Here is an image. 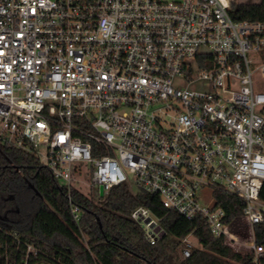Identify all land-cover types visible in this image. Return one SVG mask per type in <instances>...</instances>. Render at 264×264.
Listing matches in <instances>:
<instances>
[{
  "label": "built area",
  "instance_id": "built-area-1",
  "mask_svg": "<svg viewBox=\"0 0 264 264\" xmlns=\"http://www.w3.org/2000/svg\"><path fill=\"white\" fill-rule=\"evenodd\" d=\"M230 5L0 0V142L31 152L67 188L86 176L105 194L131 177L201 220L225 251L246 248L264 264L254 232L264 223V20H235ZM206 189L211 206L200 203ZM215 192L238 198L240 215L229 219ZM130 218L149 244L165 235L145 206ZM24 247L12 257L4 248V264H40Z\"/></svg>",
  "mask_w": 264,
  "mask_h": 264
},
{
  "label": "trees",
  "instance_id": "trees-1",
  "mask_svg": "<svg viewBox=\"0 0 264 264\" xmlns=\"http://www.w3.org/2000/svg\"><path fill=\"white\" fill-rule=\"evenodd\" d=\"M229 13L235 20H264V0L231 2ZM68 195L80 209L78 220L71 215ZM214 195L229 219L240 215L238 198ZM259 197L264 201V182ZM139 205L160 218L165 235L154 244L130 218ZM254 232L256 243L264 244V223ZM189 233L197 245L182 257L181 240ZM25 243L38 251L31 257L47 264H252L250 255L225 251L223 238L213 236L201 220L163 207L156 194L131 192L121 184L102 196L98 191L87 196L60 185L31 152L0 142V264L4 248L12 257L23 254Z\"/></svg>",
  "mask_w": 264,
  "mask_h": 264
},
{
  "label": "rangeland",
  "instance_id": "rangeland-1",
  "mask_svg": "<svg viewBox=\"0 0 264 264\" xmlns=\"http://www.w3.org/2000/svg\"><path fill=\"white\" fill-rule=\"evenodd\" d=\"M203 84L204 83L202 81H197V82L194 83L193 87L196 88V89H201ZM58 182H59L60 185L63 184L62 181H58ZM77 184L80 185V186H78L79 190L82 193H84L85 195H87V196H95L97 194V191H98L97 187L90 185L88 183V178L86 176L83 177L82 181L76 182L75 186H77ZM126 185H127V187L129 188V190L131 192H136L138 190L136 184L134 183V181H133V179L131 177L128 178ZM199 197H200V200H201V202H200L201 204L207 205V206H211L212 205L213 198H212V195L210 194V190H208V189L204 190V192H202L199 195ZM191 240L193 242L196 241L194 237H191ZM235 251L240 253L243 256L249 254V250L246 249V248H241V249L235 250Z\"/></svg>",
  "mask_w": 264,
  "mask_h": 264
},
{
  "label": "crops",
  "instance_id": "crops-1",
  "mask_svg": "<svg viewBox=\"0 0 264 264\" xmlns=\"http://www.w3.org/2000/svg\"><path fill=\"white\" fill-rule=\"evenodd\" d=\"M231 2H238V3H256L260 0H230Z\"/></svg>",
  "mask_w": 264,
  "mask_h": 264
},
{
  "label": "water",
  "instance_id": "water-1",
  "mask_svg": "<svg viewBox=\"0 0 264 264\" xmlns=\"http://www.w3.org/2000/svg\"><path fill=\"white\" fill-rule=\"evenodd\" d=\"M98 193H99L100 196L103 195V187H102V186H99V187H98ZM40 264H47V263H45V262H41Z\"/></svg>",
  "mask_w": 264,
  "mask_h": 264
}]
</instances>
